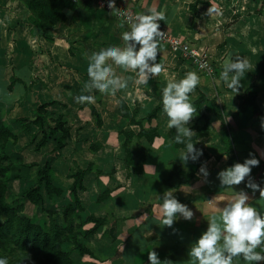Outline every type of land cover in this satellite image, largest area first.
<instances>
[{"label":"crops","instance_id":"0c3cea01","mask_svg":"<svg viewBox=\"0 0 264 264\" xmlns=\"http://www.w3.org/2000/svg\"><path fill=\"white\" fill-rule=\"evenodd\" d=\"M194 1L115 0V7L135 16L149 9L164 12L165 20L158 21L160 30L182 37L191 47L200 49L212 65V74L197 70L160 44L156 62L165 70L150 77L146 84L136 82L134 70L125 71L107 60L114 74L127 81L125 88L109 95L84 89L89 82L88 58L110 44L125 47L121 34L130 26H120L114 13L98 8L92 0H78L63 9L62 22L35 34L30 13L21 0H0V120L17 138L6 148L12 163L6 196L13 191V195L22 197L33 186L37 170L48 165L52 186L60 195L50 198L40 186L42 205L23 202L21 216L48 227L47 213H51L55 224L64 228L63 212L72 205V180L68 174L73 164L82 170L91 167L82 180L84 190L77 193L83 206L81 219L74 218L72 224L85 223L82 229L87 231L93 227L87 218L104 222L92 236L79 237L93 258L80 256L74 250L70 255L73 264H148L150 251H156L161 260L192 264L191 247L207 230L209 217L218 214L244 188V182L231 186L232 190L222 187L217 173L242 163L252 153L260 163L251 174L264 179V0H199L193 14L189 8ZM51 14L44 9L46 18ZM229 54L245 58L249 64L239 77L237 92L227 88L220 78L222 61ZM190 71L200 77L190 94L195 116L187 125L195 132V147L203 152L196 162L184 161L185 149L175 147L169 139L172 128L168 127L163 108L155 118L146 119L161 102V90L166 84ZM250 87L256 93L255 105L260 115H253L251 108L239 113L240 98ZM82 94L93 95L95 102L77 103L74 98ZM200 95L205 98V119L197 109ZM45 103H52L46 108L47 116L52 120L60 117L68 130L58 151L54 147L59 132L36 151L41 132L33 125L23 131L18 122L34 119L37 108ZM120 103L129 117L119 109ZM204 128L206 135L201 132ZM141 130L149 136L155 130L151 143L145 136L138 138ZM126 151L131 156L129 166L125 163ZM202 162L207 163L206 180L198 172ZM173 165L186 174L193 172L194 178L187 185L169 179ZM170 189L193 211L191 220L179 219L171 228L161 223L160 209L163 193ZM243 190L250 197L249 204L264 210L259 192ZM30 206L33 211L28 213ZM67 247L63 245V249ZM233 264L247 262L234 258Z\"/></svg>","mask_w":264,"mask_h":264},{"label":"clouds","instance_id":"9594fccd","mask_svg":"<svg viewBox=\"0 0 264 264\" xmlns=\"http://www.w3.org/2000/svg\"><path fill=\"white\" fill-rule=\"evenodd\" d=\"M107 7L118 16L124 15L125 22L129 19L124 11L116 9L115 0H107ZM164 20L165 13L162 11L149 9L140 13L131 22L130 30L121 34L122 40L126 43L125 47L110 44L98 52H93L88 58L89 82L84 85V89L89 92L96 89L101 93L115 95L118 89L127 86V81H122L114 74L112 66L106 63L109 59L125 71L134 70L138 77L136 82L140 84H146L150 77L164 71V66L156 62L160 53V40L164 34L158 21ZM120 26H123V23ZM222 64L220 78L226 83L227 88L237 92L240 88L239 77L248 69V61L229 54ZM199 83V75L190 71L178 81L170 80L161 90V103L168 117V127L175 129L174 142L184 145L182 159L186 162L199 161L203 155L202 150L195 147L193 140L195 132L187 126L196 112L190 94ZM74 99L77 103L95 102V97L91 94L78 95ZM261 126L264 128V120ZM259 163L260 160L249 153V158L220 170L216 178L222 187L229 190H232L231 186L244 182L243 189L259 192L260 197L264 199V187L261 186L264 179L257 183L251 177L252 168L257 167ZM198 172L205 180L207 179L209 172L206 162L201 163ZM243 189L236 193L232 202L225 204L218 214L209 217L207 230L191 247L189 255L192 264H233L234 258H242L247 264L264 261V210L249 204L247 201L250 197ZM173 193V189L166 190L160 204L161 223L170 228L179 219L191 220L193 217V211L188 205L181 203ZM0 264H8L7 258L0 256ZM148 264L174 262L167 258L161 260L156 251H150Z\"/></svg>","mask_w":264,"mask_h":264},{"label":"trees","instance_id":"16d2710c","mask_svg":"<svg viewBox=\"0 0 264 264\" xmlns=\"http://www.w3.org/2000/svg\"><path fill=\"white\" fill-rule=\"evenodd\" d=\"M21 1L24 3L26 10L30 13L29 19L35 34H42L44 29L47 30L56 22H62L64 20L63 9L71 7L72 2L71 0ZM199 2V0H196L190 5L189 9L191 13L195 14V7ZM45 8L52 13L49 18H46L44 15ZM10 87L11 86H9V89ZM261 90L264 94V71ZM244 95V97L240 98L241 104L239 106V113H245L251 108L253 115H260L255 105L256 93L253 88L250 87L247 89ZM204 102V96L200 95L196 104L198 112L203 119H205V110L202 109ZM51 104L52 103H45L40 105L36 110L34 119L25 118L18 120L23 131H27L29 127L33 125L41 132V138L35 146L36 151L44 147L46 141L59 132L60 136L56 139V145L54 147V151H58L63 147L65 138L68 136V130L64 128V123L60 117L56 120H52L47 116L46 108ZM162 108V103L160 102L146 119L151 120L155 118L157 112ZM119 109L125 112V115L129 117L127 115V109L122 103H120ZM216 116L219 120H222V116L219 113H217ZM97 125H100L99 119L97 120ZM45 127L47 128V132L45 131ZM151 132L152 134L149 136L141 130L138 138L145 136L148 142L151 143L154 136H156L155 130ZM201 132L203 133L202 135H206V128L201 130ZM175 134V129L172 128L168 133L169 139H171L175 147L184 149L183 144H176L174 142L173 137ZM16 140V136L13 135L8 126L0 120V220L2 219V221H0V256L6 257L8 264H73L70 255L74 250H76L80 256H89L93 258L92 253L79 242V237L92 236L99 225L104 221L93 217L87 218L86 222L93 223V227L87 231L82 229L85 223H80L77 226L72 224L74 218L78 220L81 219L80 213L83 211V206L77 197V193L84 190L82 180L84 175L91 171V167L82 170L76 164H73L68 174V179L72 180L69 190V198L72 205L67 207L63 212L64 228L58 227L55 224L54 220L51 218V213H47L50 219L48 227L33 224L28 218L21 216L23 202L27 201L35 207H40L42 205L40 186H43L46 194L50 198L53 194L59 196L60 191L52 186L51 169L46 165L44 169L37 170L34 176L33 186H31L18 201L15 200L13 204H8L6 202L5 197L9 172L12 165L6 154V148L9 143L13 144ZM125 163L127 166L132 163L128 151H126ZM172 178L176 179L179 184L187 185L194 178V173L190 172L186 174L181 171L178 166L173 165L169 175V179ZM20 201L22 202L19 203ZM65 244H67L68 247L63 249V245Z\"/></svg>","mask_w":264,"mask_h":264},{"label":"built area","instance_id":"2783aa9c","mask_svg":"<svg viewBox=\"0 0 264 264\" xmlns=\"http://www.w3.org/2000/svg\"><path fill=\"white\" fill-rule=\"evenodd\" d=\"M71 1L73 3L78 2V0H71ZM92 2L98 8L106 9V10L111 12V10L108 9V7H107V0H92ZM116 9L124 11V13L127 14V17L129 19L125 22V16L124 15L118 16L114 13L115 20L120 22V23H123L124 25L131 26V22H133L135 20L136 16L133 15L132 13H130L126 9L117 8V7H116ZM162 32H164V31H162ZM160 44L167 46L172 53L177 54V55H179V57L186 59L190 63V65H192L197 70L204 72L208 75L212 74V72H213L212 65H211L210 61L203 55L202 51L200 49H195V48L191 47L187 42H185L182 39V37L172 36V35L164 32V34L160 40ZM251 177L257 183L261 182L260 177H258L256 175H252V174H251ZM247 179L248 178H246V180ZM261 186L264 187V184H262Z\"/></svg>","mask_w":264,"mask_h":264},{"label":"rangeland","instance_id":"374dc122","mask_svg":"<svg viewBox=\"0 0 264 264\" xmlns=\"http://www.w3.org/2000/svg\"><path fill=\"white\" fill-rule=\"evenodd\" d=\"M6 164V163H5ZM13 191H10L9 192V194L5 197L6 198V202L8 203V204H13V202L16 200V201H18L20 198L19 197H21V196H15V195H13ZM22 201H20L19 203H21ZM31 208V206L30 207H28L27 209H26V211L28 212V213H31V211H33V210H31L30 209ZM0 221H2V219L0 220Z\"/></svg>","mask_w":264,"mask_h":264}]
</instances>
